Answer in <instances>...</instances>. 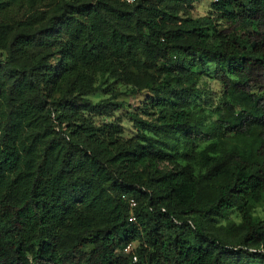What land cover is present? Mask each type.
Instances as JSON below:
<instances>
[{
  "label": "trees",
  "instance_id": "16d2710c",
  "mask_svg": "<svg viewBox=\"0 0 264 264\" xmlns=\"http://www.w3.org/2000/svg\"><path fill=\"white\" fill-rule=\"evenodd\" d=\"M198 1L0 0V264H264V0Z\"/></svg>",
  "mask_w": 264,
  "mask_h": 264
},
{
  "label": "rangeland",
  "instance_id": "374dc122",
  "mask_svg": "<svg viewBox=\"0 0 264 264\" xmlns=\"http://www.w3.org/2000/svg\"><path fill=\"white\" fill-rule=\"evenodd\" d=\"M213 1L214 0H200L198 2H195L192 4V6L186 7V11H183L181 15H183L184 17L190 16L194 18L206 16L209 14V11L211 9V3ZM0 57H3L1 51H0ZM112 81H113L112 79H109L108 83H111ZM103 82H104L103 87H106L107 86L106 76L99 77V83H103ZM206 86L214 92V95L215 94L219 95V93L221 92V86L217 82L212 81L211 79H209V81L206 80ZM113 89H114V86H113ZM118 90L123 93L117 97V100L125 101L126 104L131 105L132 108H122L120 111L116 113L115 118H118L120 120V123L123 125L124 137L132 138L137 135V129L134 126L133 122L130 121L128 110L132 111V109H135L141 106L142 104H146V103L149 104L151 99L154 97V94L148 91H142L140 93H135V92L130 91L128 87H125L123 85H119L115 88V91H118ZM110 93L105 94L104 92L100 91L98 93L91 95L90 98L96 102L102 98L109 97ZM207 113H208L207 114L208 116L203 118L205 123L209 122L210 113L209 111ZM115 118L114 117L109 118V119L96 118V121L98 123L110 122V121H114ZM262 210L263 208L260 205L257 206L255 215L257 217L261 216ZM231 221H234L236 224H238L240 220L235 214H232L226 217H221L219 222L216 223V225L218 227H224V229L227 232H230L234 228L233 225H231Z\"/></svg>",
  "mask_w": 264,
  "mask_h": 264
},
{
  "label": "built area",
  "instance_id": "2783aa9c",
  "mask_svg": "<svg viewBox=\"0 0 264 264\" xmlns=\"http://www.w3.org/2000/svg\"><path fill=\"white\" fill-rule=\"evenodd\" d=\"M122 1H125L127 3L133 4V3H136L139 0H122ZM130 203H131V206L132 207H134L136 205V202H135L134 199H131ZM135 218H136L135 215L132 214L131 217L129 218V220L130 221H133V220H135ZM134 260L136 261L137 260V257H134Z\"/></svg>",
  "mask_w": 264,
  "mask_h": 264
}]
</instances>
